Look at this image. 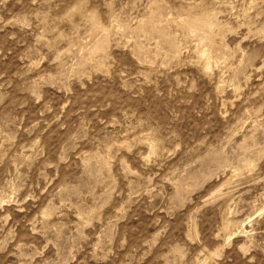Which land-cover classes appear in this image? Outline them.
Returning a JSON list of instances; mask_svg holds the SVG:
<instances>
[{"label": "rangeland", "instance_id": "374dc122", "mask_svg": "<svg viewBox=\"0 0 264 264\" xmlns=\"http://www.w3.org/2000/svg\"><path fill=\"white\" fill-rule=\"evenodd\" d=\"M0 264H264V0H0Z\"/></svg>", "mask_w": 264, "mask_h": 264}]
</instances>
